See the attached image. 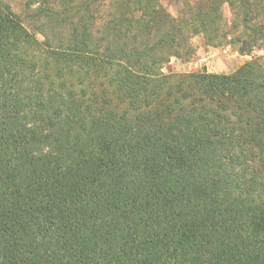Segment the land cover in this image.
<instances>
[{
    "label": "trees",
    "instance_id": "obj_1",
    "mask_svg": "<svg viewBox=\"0 0 264 264\" xmlns=\"http://www.w3.org/2000/svg\"><path fill=\"white\" fill-rule=\"evenodd\" d=\"M157 1L0 0V264H264V65L164 74Z\"/></svg>",
    "mask_w": 264,
    "mask_h": 264
},
{
    "label": "rangeland",
    "instance_id": "obj_2",
    "mask_svg": "<svg viewBox=\"0 0 264 264\" xmlns=\"http://www.w3.org/2000/svg\"><path fill=\"white\" fill-rule=\"evenodd\" d=\"M3 1L9 4L24 21L27 28H30L31 24L25 16L27 0ZM131 1H134V4L130 6V11H125L124 17L133 19L144 16L146 10H135L138 7L136 2L145 8V4L149 0ZM240 1L158 0V4L166 10L170 18L182 20L187 25V28L183 27V29L187 38V46L191 49V55L188 58H172L168 64L164 65L162 72L171 75L207 71L209 74L230 75L255 59L260 60L264 65V47L259 46L262 37L264 38V18L257 8H253V12L245 19L241 13ZM105 3L102 14L104 17H108L112 10L110 9V0H105ZM209 9H212L213 14L217 17L212 27L213 30L211 29L207 35H195L192 29L197 13L201 10L209 11ZM212 37L216 38L213 42L210 41Z\"/></svg>",
    "mask_w": 264,
    "mask_h": 264
}]
</instances>
